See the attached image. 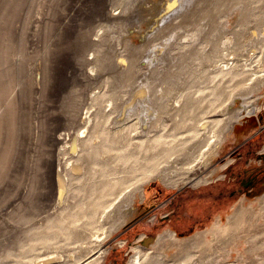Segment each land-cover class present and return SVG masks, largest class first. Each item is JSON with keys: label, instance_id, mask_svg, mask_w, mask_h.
I'll return each mask as SVG.
<instances>
[{"label": "rangeland", "instance_id": "rangeland-1", "mask_svg": "<svg viewBox=\"0 0 264 264\" xmlns=\"http://www.w3.org/2000/svg\"><path fill=\"white\" fill-rule=\"evenodd\" d=\"M202 2L207 5V0ZM148 8L151 10L147 11ZM163 9L165 11L162 0H0V264H34L26 261L57 254L61 250L65 256L73 252L82 260L99 247L108 249L100 264H129L135 247H140L145 255L158 252L154 243L166 231L175 232L180 240L192 239L198 233L207 232L205 244L195 251L199 261H196L197 264H209L211 261L216 264H256L264 261L260 255H264V245L262 250L259 248L255 251L246 241L232 251L239 232L233 233L232 237L219 235L216 239L209 233L217 225L225 226L229 216L241 208L247 211V220L243 222L241 232L249 238L248 241L251 242L250 238H254L257 232L262 233L261 228L264 229L261 212L264 196V89L261 107L257 110L258 123L248 122L241 134H231L233 137L229 138L211 165L212 170H218L209 181L198 186L183 187H169L161 179L147 182L143 187L145 199L143 202L140 198L137 200L138 212L131 224L118 228L103 242L104 245L99 243V239L104 238L103 233L113 220L106 213L89 207L81 208L79 204L73 213L81 208L80 217L74 215L71 223L60 220L74 200L69 196L63 205L56 202L53 171L57 165L51 163L58 146L53 139L59 133L75 129L70 114L74 99H78L74 102L79 108V116L90 106L89 96L109 91V88L99 86L96 79V69L100 64L98 60L102 56L108 57L110 63H114L112 66L123 72L126 67L120 61L128 53V48H142L141 58L137 61L141 69L135 82L120 88L122 83L117 82V78L110 77L109 81L119 84L116 90L120 88V91L128 93L131 100L139 96L144 88L143 81L149 87L145 89L149 100L153 96L150 86H157V96H163L162 89L165 87L166 102L170 105L174 104L173 99L178 94L176 85L180 83L179 78L184 77L185 70L191 71L199 65L195 57H185L181 47L183 42H193L195 37L191 38L188 34H195L199 25L205 27L206 33L209 32L212 24L209 12L196 8L192 21L184 23L185 19L178 17L175 21L166 22V25H173L159 33L158 24L165 15ZM237 12L233 8L229 14L223 15L227 26L235 25ZM114 16H118V19ZM213 34L211 38L216 37ZM227 37L224 36L221 46L204 42L205 46L202 44L199 49L208 53L207 50L211 51L214 47L225 48L223 42L229 43ZM107 38H111V41H107ZM148 38L152 39L149 41ZM98 39L103 42L94 46L92 43L100 42ZM154 49H162L163 53L152 64L150 59L153 57L149 56ZM100 50L103 54L99 58ZM155 65L159 71L166 67L168 75L164 73L162 77L156 75L155 78L151 71ZM90 73L95 75L92 80L88 79ZM118 77L123 79L124 75L119 74ZM201 86L198 87L203 90L205 86ZM208 99L212 100L213 97ZM117 102L122 103V109L128 106L125 100L119 99ZM235 104V108H240V103ZM219 113L210 119L224 121V116ZM166 125L164 139H169L172 128L170 118ZM76 130L81 129L76 127ZM197 174H202V171H197ZM252 214L256 219L254 222L249 220ZM45 226L52 228L45 231ZM70 232H75V235ZM227 238H231V242L234 239V243L226 244L224 240ZM260 239L259 244L262 240L264 242V235ZM184 242L186 245L188 241ZM32 245L34 249L30 250ZM249 249L252 251L248 252ZM178 252L175 246L168 252L160 250L161 254L170 255L165 260L167 264H171L172 257Z\"/></svg>", "mask_w": 264, "mask_h": 264}, {"label": "bare ground", "instance_id": "bare-ground-1", "mask_svg": "<svg viewBox=\"0 0 264 264\" xmlns=\"http://www.w3.org/2000/svg\"><path fill=\"white\" fill-rule=\"evenodd\" d=\"M202 1L204 0H162L165 6V11L163 9L165 15L161 19V23L158 24L159 33L171 28L172 22L171 25H166V22L175 21L178 17L185 19L184 23L192 21L196 16V8L199 11L207 10L209 13H206L210 14V22L212 23L209 32L206 33L205 27L199 25L195 34H188L191 38L195 37L193 42H183L181 49L184 56L187 58L195 57L199 61V65L191 70L193 74L189 75L191 71L185 70L186 76L178 77L180 83L176 85L178 94L173 99L174 104H167L165 87L162 89L163 96L162 94L156 95L157 86H150V90L153 91L150 102L147 98V92H145V89L149 88L145 81H143L144 88L139 92V96L132 98V100L127 96L128 93L125 94L122 90L120 91V88L131 86L135 82L137 73L141 69L138 67L137 61L141 58L142 48H128V53L125 52L126 56L124 58L122 56V61H120V64L123 62L124 65H122L126 67V71L123 72L112 66L114 63H110L108 55L107 58H102L103 52L100 50L99 58L102 57L98 60L100 64L97 66L95 75H97L96 79L99 80V86L109 88V91L94 93L91 97L89 96L90 106L86 108L85 112H80L81 115L79 116V108L74 102L78 99H74L73 112L70 114L75 129L63 133L58 132L59 134L53 139L58 146L57 151H54L53 163H51L57 165V169L53 171L56 202L63 205L69 196L74 200V202L69 203V208L61 215L60 220L65 219V223H71L74 215L81 216L79 213L84 207L101 211L102 214L106 213L113 220L109 229L103 233L105 234V236L103 235L104 238L99 239L100 244H103L118 228L134 219L138 212L136 202L139 198L142 202L144 201L143 187L147 182L153 179H161L169 187H183V185L198 186L209 181L218 170H212L211 165L229 138L233 137L231 134L234 132L241 134L248 122L258 123L257 110H260L263 99L261 93L264 89V0H207V5ZM210 5L213 7L210 8ZM233 8H235V12L238 11V20L234 26L232 24L230 27L231 24L227 26L226 20H223V15ZM129 9L125 8V10ZM146 10L149 11L151 8ZM168 12L172 13L169 14ZM237 13L235 14L237 15ZM115 14L117 15V12ZM114 17L118 19V16ZM146 23L149 24V22ZM132 32L131 30L130 34ZM211 34L216 37L211 38ZM224 36H228L229 41V43L223 42L225 48L214 47L212 50L210 49L211 51L207 50L208 53L199 49V46L202 47L204 42L211 43L212 46H221V41L225 39ZM150 39L152 38L147 40L150 41ZM99 41L92 44L98 46L102 40ZM107 41L110 42L111 38ZM178 43L181 44L179 41ZM167 45L169 46V42ZM165 50L167 51L166 48ZM167 52L169 53V51ZM161 53H163L162 49L151 51L149 56L153 57L150 59L151 63L153 60L158 61ZM165 55L167 56V53ZM171 59L173 60V58ZM208 62L211 64H207ZM165 70L166 67L163 71H159L156 65L151 69L155 78L157 76L162 77L164 73L168 75L169 72ZM119 74L120 76L124 75V78L118 77ZM95 75H88V79H94ZM170 75L172 76V74ZM110 77H115L117 82L122 83L119 89L116 90L119 84L117 85L115 81H109ZM175 81L178 82L176 79ZM148 82L150 81L148 80ZM199 85L205 86L203 90L199 89ZM209 97H213V99L209 100ZM119 99L125 100V104L128 106L122 109V103L117 102ZM235 103H240V108H235ZM104 104L106 105L104 106ZM109 107L110 110H108ZM218 112L222 113L224 121L210 119ZM117 116L119 118L115 120ZM168 118H170L172 128L168 135L170 138L164 139ZM76 127L81 130L77 131ZM199 170L202 171L200 175L197 174ZM79 204L82 207L77 213H73ZM261 204V212L264 216V196ZM107 208H109L108 213L105 211ZM246 214L247 211L243 208L237 210L232 216H229L225 226L217 225L209 233L216 239L219 235L230 237L233 233L239 232V237H236L235 241L232 239L235 242L232 251L245 244L246 241L250 243L252 250L261 249L264 242L263 240L261 244L259 242H261L260 237L264 235L263 228H261L262 233L257 232L260 237L253 236L254 238H250L251 242L241 232L243 222L247 220ZM249 220L256 221L253 214ZM45 227L43 228L45 231L52 228V226ZM35 230H41V228ZM205 233H198L192 239L188 238L190 240H180L175 232L166 231L154 243L158 252H154V255H145L140 247H135L133 248L135 254L130 258L129 264H167L168 262L165 260L170 255H163L160 250L168 252L174 246L179 252L172 257L171 264H197L198 258H196L195 251L205 244ZM69 234L75 235V232ZM96 237L99 238L100 236ZM183 241L188 242L185 245V242L182 243ZM224 241L226 244L230 243L231 238ZM233 241L231 243H234ZM33 249L34 245L30 247V250ZM97 249H95L96 251L93 249L90 255L87 253L88 255L82 260L73 252H68L70 256H65L62 250L60 252L58 250L57 254L36 257L26 261V263L100 264L105 259L108 249L102 247ZM250 250L248 252L252 251ZM226 253L228 255L229 250ZM260 255L264 257L262 253ZM213 262L211 261L209 264H216ZM260 263H264V261L256 264ZM218 264L222 263L219 262Z\"/></svg>", "mask_w": 264, "mask_h": 264}, {"label": "water", "instance_id": "water-1", "mask_svg": "<svg viewBox=\"0 0 264 264\" xmlns=\"http://www.w3.org/2000/svg\"><path fill=\"white\" fill-rule=\"evenodd\" d=\"M131 222H132V221H131ZM131 222L127 223L126 225H130V224H131Z\"/></svg>", "mask_w": 264, "mask_h": 264}]
</instances>
